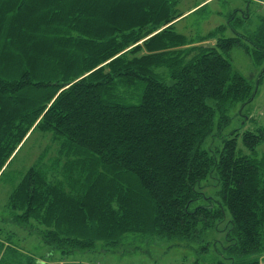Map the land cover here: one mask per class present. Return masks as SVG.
Returning <instances> with one entry per match:
<instances>
[{"label":"trees","instance_id":"16d2710c","mask_svg":"<svg viewBox=\"0 0 264 264\" xmlns=\"http://www.w3.org/2000/svg\"><path fill=\"white\" fill-rule=\"evenodd\" d=\"M244 1L264 11L263 0ZM178 3L0 0V177L33 127L58 146L8 198L0 264H41L10 228L70 255L195 241L226 214L235 256L226 264H260L264 165L254 152L264 128L243 132L249 155L238 151L237 132L213 154L202 148L216 114L221 130L232 106L255 96L226 57L242 46L264 66V15L252 32L224 39L221 26L192 39L175 32ZM237 12L230 21L244 26L249 15L236 20ZM213 175L221 203L200 206L201 183Z\"/></svg>","mask_w":264,"mask_h":264},{"label":"rangeland","instance_id":"374dc122","mask_svg":"<svg viewBox=\"0 0 264 264\" xmlns=\"http://www.w3.org/2000/svg\"><path fill=\"white\" fill-rule=\"evenodd\" d=\"M199 5L206 6L196 13L195 11L201 7ZM257 7L254 3L247 5L244 0H179L177 10L182 17L175 25V32L194 39L205 36L222 26L225 27V31L221 37L234 38L236 34H243L242 27L249 32L256 29L258 25L256 17L264 15L263 9L258 10ZM235 11H238L235 14L236 20L243 19L246 13L250 20L245 21L244 26L239 25L235 20L230 21L232 17L230 14ZM212 44L213 42H207L204 45ZM226 58L230 61L233 70L247 79L255 88V96L245 106L241 102L232 106L226 113L229 121L222 125L221 130L218 129L219 117L216 114L214 130L206 139L202 150L210 154L221 150L224 141L231 139L233 133L237 132L238 151L249 155L250 153L244 148L242 134L246 131H254L256 128H264V66L255 67L242 46L235 47ZM207 104L213 106L212 101H208ZM57 150L58 146L52 141L50 134L32 128L7 162L10 165L0 177V220L7 217L4 207L14 187L25 173L40 158L46 162L54 159ZM254 158L264 165V143L256 147ZM201 186L205 198L199 201L198 205L205 206L208 203L206 198H209L216 207H219L221 203L218 195L219 185L215 176L209 177L201 183ZM228 220L229 217L226 214L216 228L208 230L195 241H161L149 245L141 244L139 241H126L115 252L105 251L98 244L94 252L70 255L49 251L34 237L27 236V232L22 229L10 228V230L15 234V245L34 257L36 263L41 264H213L217 262L226 264L227 258L235 259V256L229 254L227 249L230 245L227 242ZM250 259L245 258L243 261ZM260 264H264V256L260 258Z\"/></svg>","mask_w":264,"mask_h":264},{"label":"built area","instance_id":"2783aa9c","mask_svg":"<svg viewBox=\"0 0 264 264\" xmlns=\"http://www.w3.org/2000/svg\"><path fill=\"white\" fill-rule=\"evenodd\" d=\"M259 5L264 8V2H259Z\"/></svg>","mask_w":264,"mask_h":264},{"label":"crops","instance_id":"0c3cea01","mask_svg":"<svg viewBox=\"0 0 264 264\" xmlns=\"http://www.w3.org/2000/svg\"><path fill=\"white\" fill-rule=\"evenodd\" d=\"M207 3V2H206ZM202 5V4H201ZM204 6V5H203ZM191 12V11H190Z\"/></svg>","mask_w":264,"mask_h":264}]
</instances>
